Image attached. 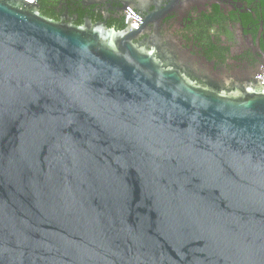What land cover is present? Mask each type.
<instances>
[{
    "label": "water",
    "instance_id": "95a60500",
    "mask_svg": "<svg viewBox=\"0 0 264 264\" xmlns=\"http://www.w3.org/2000/svg\"><path fill=\"white\" fill-rule=\"evenodd\" d=\"M141 27L0 0V264H264V86L202 88Z\"/></svg>",
    "mask_w": 264,
    "mask_h": 264
},
{
    "label": "flooded vegetation",
    "instance_id": "af4514ba",
    "mask_svg": "<svg viewBox=\"0 0 264 264\" xmlns=\"http://www.w3.org/2000/svg\"><path fill=\"white\" fill-rule=\"evenodd\" d=\"M49 20L86 23L121 32L134 10L140 31L134 44L164 52L196 85L240 94L257 86L264 69V0H43ZM138 27V28H139Z\"/></svg>",
    "mask_w": 264,
    "mask_h": 264
},
{
    "label": "built area",
    "instance_id": "2783aa9c",
    "mask_svg": "<svg viewBox=\"0 0 264 264\" xmlns=\"http://www.w3.org/2000/svg\"><path fill=\"white\" fill-rule=\"evenodd\" d=\"M21 1L25 2L28 5H34L38 0H21ZM124 19L126 26H129L132 29H137L139 27V18L137 14L131 9H128L125 12ZM256 80H258L261 83V85L264 86V69L263 72L256 77Z\"/></svg>",
    "mask_w": 264,
    "mask_h": 264
},
{
    "label": "trees",
    "instance_id": "16d2710c",
    "mask_svg": "<svg viewBox=\"0 0 264 264\" xmlns=\"http://www.w3.org/2000/svg\"><path fill=\"white\" fill-rule=\"evenodd\" d=\"M41 4H42V2H43V0H38ZM41 15L44 17V18H46L43 14H42V12H41Z\"/></svg>",
    "mask_w": 264,
    "mask_h": 264
}]
</instances>
